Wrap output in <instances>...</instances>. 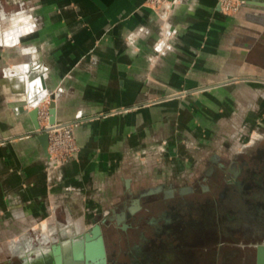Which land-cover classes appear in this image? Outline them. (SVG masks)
<instances>
[{"label":"crops","instance_id":"crops-1","mask_svg":"<svg viewBox=\"0 0 264 264\" xmlns=\"http://www.w3.org/2000/svg\"><path fill=\"white\" fill-rule=\"evenodd\" d=\"M40 79L77 122L63 163L22 103ZM263 137L264 0H174L165 18L143 0H0V264Z\"/></svg>","mask_w":264,"mask_h":264},{"label":"flooded vegetation","instance_id":"flooded-vegetation-1","mask_svg":"<svg viewBox=\"0 0 264 264\" xmlns=\"http://www.w3.org/2000/svg\"><path fill=\"white\" fill-rule=\"evenodd\" d=\"M221 163L208 165L205 167L198 175L191 180V182L183 183L181 185H169L163 188L161 191L156 188L154 190H141L139 195H133L129 203L121 208L118 212H109L108 214H96L90 218H95L96 223L100 226V235L103 241V258H96L95 260L100 262L103 260L104 264H121L117 257L112 254L110 247L115 243V240H109V237L118 235L120 237L128 238L130 234L138 231L140 223H146L154 228L155 234L160 236L161 234H167L171 237L169 244L156 245L158 247H210L208 241H213L215 243L211 245L214 247H222L223 243L218 240L220 236L223 237V233L220 225L223 219L232 220L234 216L230 213L231 204L238 203L240 201L249 205L250 201L247 197L250 196L249 191L253 186H258L260 183H247L245 181L236 180L237 176L240 174V168L235 167L234 163L231 162L227 167H225L224 173L228 177L227 183L223 184L221 189L217 192V196L204 197L205 201L201 202L200 196L203 194H210L212 187L209 185L211 180L217 179L218 172L222 171ZM199 195V196H198ZM136 199V201H135ZM161 200L163 207L157 218L147 217L144 220L140 219V211H144L149 205L152 207L156 203V200ZM197 201L198 207L203 211L205 209H210L211 213L209 216H204V219H193L191 216L188 220L183 217V206H191ZM155 202V203H154ZM224 209L221 212L220 209ZM251 209H263V205L260 203L250 204ZM245 210V208H244ZM216 213V214H215ZM248 211L244 212V218L246 219ZM258 214V211L255 213ZM249 220V218L247 217ZM256 219V218H255ZM251 220V219H250ZM93 224L91 223L89 227L79 236L88 231ZM231 231V229H227ZM192 230L193 234L187 232ZM225 232V231H224ZM141 238L140 244L133 245L131 249L127 251V254L131 257L129 260L130 264H142L143 261H148L152 258L153 254H148L145 247L150 246V240L143 236V232L140 231L139 235ZM61 237V236H60ZM65 239V237H62ZM59 240V237H58ZM58 240H56L58 242ZM201 240V241H200ZM176 241V244L174 242ZM180 242V243H178ZM198 242H200L198 244ZM218 242V244H216ZM112 243V244H111ZM206 244L201 246L202 244ZM259 244H264V242H259L254 244V247H258ZM134 247H140L134 248ZM49 248V247H48ZM34 252L31 255L45 254L46 249ZM34 249L31 248L28 251L22 253L28 254ZM36 253V254H35ZM28 254V258H30ZM22 258L18 262H12L11 259L4 264H21ZM92 261L89 260L88 263L91 264ZM122 264H125L122 263Z\"/></svg>","mask_w":264,"mask_h":264},{"label":"rangeland","instance_id":"rangeland-1","mask_svg":"<svg viewBox=\"0 0 264 264\" xmlns=\"http://www.w3.org/2000/svg\"><path fill=\"white\" fill-rule=\"evenodd\" d=\"M147 2V0H143V3L146 6H148ZM243 3L244 2H242V4ZM159 6L156 7L159 9L164 7L162 5L160 7ZM157 8L151 9L156 12ZM14 14L15 13H8L7 16L9 17ZM224 14L229 15L234 13L230 12ZM15 20L23 21L24 16L22 14L16 16ZM38 105L39 108L45 109L46 106H48V102L47 100L41 101ZM39 121L40 125H44V119H39ZM75 123L77 122L75 121ZM231 162L234 163L235 167L240 168L241 170L236 180L245 181L247 183H260V185L250 188V196L247 198L249 199L250 204L260 203L263 205V209H251L250 204L248 205L246 203L245 205L242 201H240L239 204L232 203L230 206V213L234 216V219H223L222 224L220 225L221 229L223 230V233H221L223 237L220 236L218 240L220 243H223L222 247H214L215 243H212L213 241H208L210 247H158L164 243H166L165 245L169 244L171 237H169L167 234H161L160 236H157L155 234L154 228L147 225L143 221V223H140L138 231L130 234L127 239L120 237L118 233L109 237V240H115V243H111L112 245L110 247L112 254L117 257L121 264L124 262L125 264H130L129 260L131 257L127 254V251L133 248V245L140 244L141 238L138 235L140 231H142L143 236L150 240V246L145 247L146 251H149L148 254H153L152 258H150L148 261H143L142 264H255L256 247L253 245L259 242H264V137L260 140H256L253 144L244 146L238 154L224 159L222 171L218 172L217 179L211 180L209 182V185L212 187L211 193L201 195L199 198L201 199V202L205 201L204 197L217 196V192L221 189L222 185L227 183L226 179L228 177H226L224 170L225 167H227ZM115 205V210L117 207L121 208L123 206L122 204ZM149 206L147 207L149 209L140 211L139 215L141 220H144L148 216L157 218L161 212L163 204L161 203V200L157 199L156 203L153 204L152 207ZM181 211L183 212V217L185 220H188L190 216L195 220L204 219V216H209V213H211L210 209H205L203 211L201 208H199L197 201L191 206H183ZM220 211L224 212L223 207L220 209ZM246 211H248L247 217L249 220L247 217L246 219L244 218V212ZM257 211L258 214H255ZM224 227L231 229V231H227ZM187 232L190 234V236L193 234L192 230ZM46 239L48 242L49 239ZM199 243L200 242H198V244ZM174 244H176V241ZM206 244L203 243L201 246ZM213 244L214 246H211ZM216 244H218V242H216ZM31 248L34 249V252H37L39 250H43L45 247H30V249ZM17 253L15 252V254L12 255V262H18L20 260Z\"/></svg>","mask_w":264,"mask_h":264},{"label":"water","instance_id":"water-1","mask_svg":"<svg viewBox=\"0 0 264 264\" xmlns=\"http://www.w3.org/2000/svg\"><path fill=\"white\" fill-rule=\"evenodd\" d=\"M245 3L242 6L249 4L250 0H244ZM41 80L42 89L39 93L33 97L31 100L22 101V103L28 104L30 108L28 114L30 115L33 121V127L36 129L39 127L37 114L38 107L37 104L41 101L48 102V111L50 113L49 122L52 123L55 120L56 113V104H55V93L49 92L46 89L45 83ZM39 134V139L43 145V148L46 149L48 143L47 133L42 131ZM220 165H223L222 163ZM136 201V199H135ZM91 223L93 226L83 233L82 235H76L71 237H59L58 242L54 241L50 243L49 246V254L51 258L45 260L43 262L34 261L30 263L28 259V254H24L20 258H22L21 264H85L88 263L89 260L92 261L91 264H104L103 260L100 262L96 261V258H103L104 250H103V241L100 235V226L96 223L95 218L91 219ZM255 264H264V244H259L258 247L255 248Z\"/></svg>","mask_w":264,"mask_h":264},{"label":"built area","instance_id":"built-area-1","mask_svg":"<svg viewBox=\"0 0 264 264\" xmlns=\"http://www.w3.org/2000/svg\"><path fill=\"white\" fill-rule=\"evenodd\" d=\"M147 5L151 8H157L156 6H164V9L157 8L156 13H159L162 18H165L170 6L173 4V0H147ZM244 0H218L219 10L222 13H235L242 6ZM159 6V7H160ZM48 106L45 109L39 108L38 105V121L44 119V125H40L34 130V132L45 131L48 137L47 143V159L51 163H63L72 159L78 152V146L76 145L73 127L76 124L75 121L60 122L54 121L53 124L47 123L48 120Z\"/></svg>","mask_w":264,"mask_h":264},{"label":"bare ground","instance_id":"bare-ground-1","mask_svg":"<svg viewBox=\"0 0 264 264\" xmlns=\"http://www.w3.org/2000/svg\"><path fill=\"white\" fill-rule=\"evenodd\" d=\"M244 3H245V1H243ZM36 94V93H35ZM30 95H32V94H30ZM32 99V97L31 98H29L28 100H31ZM28 105V104H27ZM37 107H38V104H37ZM49 113V112H48ZM49 116H50V113H49V115H48V120H47V123H48V125L49 124H53L54 123V121L52 122V123H50L49 122ZM30 252H32V253H34V250L33 251H30ZM49 252H50V250H49V248L48 249H46V253L45 254H36L35 256H33V255H31L30 256V254H32V253H29V256H30V258H28L29 259V261H30V263H32V262H34V261H39V262H43V261H45V260H48L49 261V259L51 258V256H50V254H49Z\"/></svg>","mask_w":264,"mask_h":264}]
</instances>
